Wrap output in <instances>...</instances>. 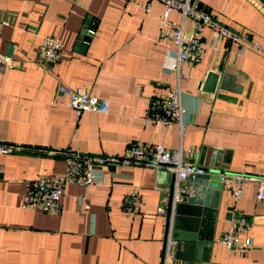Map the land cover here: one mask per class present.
<instances>
[{"label": "crops", "instance_id": "1", "mask_svg": "<svg viewBox=\"0 0 264 264\" xmlns=\"http://www.w3.org/2000/svg\"><path fill=\"white\" fill-rule=\"evenodd\" d=\"M194 1L218 22L247 34L254 46L221 42L218 53L208 47L199 63L183 64L180 134L177 125L142 122L148 101L175 85L174 76L162 69L173 58V45L155 42L163 11L159 1L0 0V21L8 20L0 25V142L21 146L0 156V264H160L165 209L157 210L167 202L161 193L171 175L108 163L99 183L65 186L58 214L22 208V180L63 171V158L49 151L121 156L135 142L160 144L190 150L183 156L189 164L199 165L204 149L201 166L209 167L219 151L218 166L211 168L259 174L264 166V6L258 0ZM169 18L179 22L176 11ZM184 26L188 36L191 23ZM84 27L95 34L81 50L75 44ZM207 33L204 39L213 42L214 35ZM46 35L62 43L61 59L48 68L36 61L38 42ZM217 69L229 76L228 90L218 95L201 88L207 72ZM60 86L106 98L107 112L84 111L76 118ZM255 187L245 182L235 202L221 187L210 246L193 253L198 260L173 264H264V200L255 199ZM132 189L140 194L135 219L120 209L123 193ZM79 196L87 209L78 205ZM236 214L250 222L248 230L240 228L237 242L249 238L250 246L227 249L217 239Z\"/></svg>", "mask_w": 264, "mask_h": 264}, {"label": "built area", "instance_id": "2", "mask_svg": "<svg viewBox=\"0 0 264 264\" xmlns=\"http://www.w3.org/2000/svg\"><path fill=\"white\" fill-rule=\"evenodd\" d=\"M163 6V11L157 20V33L155 42L160 44L171 43L174 48L173 58L163 66V71L175 78V85L168 88L165 95L150 99L142 115L144 124L162 125L166 127L177 125L181 134L185 110L181 106L180 82L187 75L181 71L183 64L195 65L202 59L206 48L210 47L218 53L219 43H237L239 47L254 46L248 35L239 33L232 24L218 22L205 8L194 0H157ZM146 11L147 2L142 5ZM176 11L179 22H173L169 13ZM185 21L191 23L188 36H184ZM8 24V20H1L0 25ZM207 32L214 35V40L207 43L204 39ZM95 34L94 30L87 28L84 31L83 43ZM262 50V49H261ZM264 53V50H262ZM239 53V50H238ZM62 57V43L58 36H42L36 48V61L44 68L58 62ZM4 59L0 55V72ZM58 90L66 95V104L73 110L76 118L84 111L105 113L108 110V100L87 94L82 89L70 90L60 86ZM21 146L9 142H0V156L17 152ZM183 150L178 147L168 150L160 144L146 145L132 143L121 156H106L89 154L77 150L49 154H58L63 158V171L47 175H37L31 179L22 180L23 192L20 206L22 208L40 211L49 214H58L61 209V196L66 185L73 184L79 188H87L102 179V168L108 163L120 166L140 165L154 170L162 169L173 178L172 203L183 200V195H192L194 190L191 184H185L194 175L202 174L199 165L184 162ZM221 187L228 188L232 200L235 202L241 196L242 185L247 181L255 182V199L264 200V166L257 175L245 173L222 172L217 175ZM77 203L82 209L88 208V203L83 196L77 198ZM122 213L135 219L140 211V194L136 189L123 193L120 200ZM162 213V209L157 210ZM240 228L249 229L250 222L243 216L236 214L229 219V225L218 237L217 241L227 249L232 247L243 248L250 246V239L245 238L238 244L237 238ZM182 241L176 240L171 235V219L161 251L160 264H173L175 252L182 247Z\"/></svg>", "mask_w": 264, "mask_h": 264}, {"label": "water", "instance_id": "3", "mask_svg": "<svg viewBox=\"0 0 264 264\" xmlns=\"http://www.w3.org/2000/svg\"><path fill=\"white\" fill-rule=\"evenodd\" d=\"M264 6V0H258ZM84 27L76 42V47L81 50L86 47L83 43ZM11 53V46H8L6 56L9 57ZM207 72L204 81L201 84L203 90L218 93V90H228L229 76L224 73ZM234 93L238 89L233 90ZM218 95V94H217ZM220 97V96H217ZM204 149L201 150L198 156V164L201 166ZM220 152L214 151L211 156L210 166L202 168V174L194 175L191 178V186L194 190L192 195H183V200L172 203L173 178L171 176V183L166 192H162L161 196L167 197L166 203L160 204V209H165L164 222V237L167 232L169 222L171 219V235L174 239L188 243L183 249H178L175 252V258L181 261L198 260L193 253H198L203 247L210 246L212 240V228L214 221L212 216L216 215L218 207V197L221 191V184L219 182L218 174L221 171L211 168L218 166ZM230 209L227 208L226 218L230 216ZM164 242V241H163Z\"/></svg>", "mask_w": 264, "mask_h": 264}]
</instances>
